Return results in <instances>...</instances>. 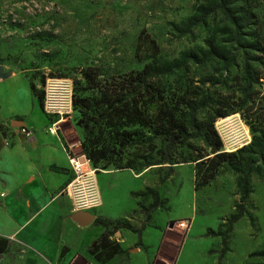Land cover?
<instances>
[{
  "label": "rangeland",
  "instance_id": "obj_1",
  "mask_svg": "<svg viewBox=\"0 0 264 264\" xmlns=\"http://www.w3.org/2000/svg\"><path fill=\"white\" fill-rule=\"evenodd\" d=\"M216 1L0 0V63L16 64L28 86L32 83L36 93H42L41 105L35 98L48 120V132H54L57 122L64 121L56 131L71 145L70 157L78 159L85 174L95 170L91 183H96L97 188L98 176L103 190H98L99 202L90 205L91 208L82 206L80 212L95 218L96 209L112 197L120 208L126 209L125 215L115 219L97 218L107 221L110 229L116 220H127L139 229L145 220L143 211L152 200L150 197L135 199L130 193L154 188L160 199L167 201L162 208L147 210L149 222L161 229L165 238L161 249L149 257L150 264H171L173 250L180 240V258L176 264H218L221 238L208 236L206 231L208 228L217 231L219 225L225 231V222L239 203L237 175L223 165L214 180L195 190V163L145 168L147 159H160L156 148L151 152L146 144L129 148L115 165L105 167L106 162H102L94 166L82 147L86 133L78 125L80 113L73 105V95L82 97L93 93L81 76L82 69L98 73L103 83L127 93L145 63H180L187 52L200 60L208 44H213L233 55L234 61L230 63L235 64L226 65L217 58L202 62L204 65L188 61L185 69L173 75L151 79L144 98L148 113L157 112V105L149 98L154 90L164 92L172 101L183 94L197 99L208 94L211 103L199 110L198 120L203 123L216 113L228 114L214 122L223 144L221 151L235 152L248 145L253 136L264 131V0H229L231 13L240 24L239 36L225 15L214 9ZM201 6L211 11L202 25L188 33L173 28L179 25L178 29H184L181 24L199 13ZM244 63L250 68V83L244 79ZM53 105L57 112H46ZM226 119L229 120L218 123ZM188 143L190 148L174 147L179 157L210 153L203 135L192 137ZM118 164H128L130 168H118ZM250 183L253 192L244 204L246 213L228 233V250L220 264H264V256L258 253L264 248V158H255ZM86 186L85 192L89 188ZM90 187L93 189L94 185ZM65 192L73 211L75 187ZM84 194L88 201V194ZM162 234L149 227L143 239L154 246ZM126 240L129 243L131 238ZM111 248L99 252L96 259L102 264H128L127 253L109 255ZM136 262L141 263L139 257Z\"/></svg>",
  "mask_w": 264,
  "mask_h": 264
},
{
  "label": "trees",
  "instance_id": "obj_2",
  "mask_svg": "<svg viewBox=\"0 0 264 264\" xmlns=\"http://www.w3.org/2000/svg\"><path fill=\"white\" fill-rule=\"evenodd\" d=\"M229 0H217L214 9H219L225 17L230 21L236 29V35H240V24L231 13L228 6ZM211 11L206 7L201 6L199 13L190 16L181 24L184 29H178L179 25H173L175 30L182 33H188L192 28L202 25L208 18ZM210 58H217L226 63L234 61V56L229 55L223 49L219 50L213 44H208V49L204 50L200 60L192 53L187 52L182 55L180 63L162 62V63H145L143 69L139 71L132 83V89L127 88V93H120L116 87H112L103 83L99 79L98 73L90 71V69H82L81 76L86 80L89 88L93 90L91 96L73 95V105L79 108L80 119L78 125L85 131L82 147L87 158L94 166L102 162H106V166L115 165L120 162L121 157L129 148L147 145L150 151H154L160 156V159H147L144 162V167L148 168L156 165L172 166L176 163L193 162L196 165L195 173V190L210 183L219 169L223 165H227L237 175L236 186L239 190V203L236 205L235 212L226 220L225 231L222 232L223 225H219L217 231L208 228L206 234L212 237L221 238V248L218 251V264L224 253L228 250V233L232 226L238 222L246 213L244 204L253 192L250 176L254 172L255 158H264V131L258 136H253L248 145H244L235 152H222V141L214 129V122L219 118H224L228 114L225 112L216 113L210 119L203 123L198 120L200 109L207 108L211 103V98L208 94L201 96L199 99L191 98L183 94L177 97L176 100L168 99L164 92L154 90L149 93L150 102H154L156 107L155 115H149L148 106L145 101V93L148 91V81L154 78L173 75L177 70L185 69L189 64L188 61H199L201 63H192L204 65L202 63ZM244 79L250 83L251 73L248 63L243 65ZM29 89L32 95L38 98L40 105L42 104V93L37 94L35 86L30 83ZM153 100V101H152ZM147 133V134H146ZM203 135L210 147V153L202 154L197 152L195 155L188 153L183 157H179L173 150L174 147L184 145L190 148L188 143L192 137ZM159 141V147H157ZM196 152V149H193ZM118 168H130V165L125 164ZM171 168V167H169ZM171 169H169V173ZM170 175V174H169ZM131 197L138 199L144 197L151 198V204L147 208L148 212L165 206L167 201L161 200L158 191L154 188H147L144 191L131 192ZM140 206V201H137ZM147 210L145 220L141 223L140 228H135L129 221L116 220L112 224L111 229L108 228L107 221L102 219H94L93 225L102 226L104 232L97 239V243L90 248V252L98 255L99 252L111 248L109 255L124 253L125 250L119 245L113 244L109 237L115 234L120 229L128 230L138 236L137 244H140L141 231L146 227V223L150 221ZM9 248L7 239L0 237V254L6 252ZM264 256V248L259 252Z\"/></svg>",
  "mask_w": 264,
  "mask_h": 264
},
{
  "label": "crops",
  "instance_id": "obj_3",
  "mask_svg": "<svg viewBox=\"0 0 264 264\" xmlns=\"http://www.w3.org/2000/svg\"><path fill=\"white\" fill-rule=\"evenodd\" d=\"M15 119L32 131V137L20 134ZM23 121V122H22ZM54 132H48V120L32 95L22 71L16 64L0 63V237L9 242L0 254V264H73L82 257L84 264H102L90 248L104 232L102 226L79 225L73 219L71 200L66 188L74 180L70 165L71 145L58 135L64 121H58ZM98 189L103 191L96 176ZM111 187V184H109ZM115 198L104 200L97 217L115 219L125 215ZM95 217L94 219H96ZM146 223L138 236L120 229L109 237L127 253L128 264H150L165 244L163 234L151 246L143 239ZM92 228H94L92 230ZM96 228V229H95ZM92 232H94L92 234ZM131 238L127 243L126 239ZM173 250L171 264L180 258V247ZM136 246V247H134ZM168 250V249H165ZM182 254V253H181ZM110 262V259L106 261ZM104 264V263H103Z\"/></svg>",
  "mask_w": 264,
  "mask_h": 264
},
{
  "label": "built area",
  "instance_id": "obj_4",
  "mask_svg": "<svg viewBox=\"0 0 264 264\" xmlns=\"http://www.w3.org/2000/svg\"><path fill=\"white\" fill-rule=\"evenodd\" d=\"M53 82H57V81H53ZM57 87H59V86H57ZM47 101H49V97H47ZM46 112L51 113V114L57 112L55 105H53V107L46 108ZM17 129H18L19 133L24 135L25 137H27V138L32 137V132L27 127L19 126ZM69 161H70L71 169L73 170V173H74V180L68 185L66 190H68V192H69V188L71 186L75 187L76 198L73 199L74 201H72V205H73L74 213H77V212L81 211V208H83L82 206H84L86 208H91L90 205H93V204L99 202V198H98V190L99 189L97 188L96 183L95 184L91 183L92 182L91 176H92V174L95 173V170H93V171L91 170L92 174H88V173L85 174L84 172L81 171L80 163H79L77 158L70 157ZM87 163H88V161H87ZM85 183L87 184V186L85 185ZM91 185H94L93 189L90 187ZM85 186L89 187V188H87L86 192L84 191ZM84 193L88 194V197H89L88 201L86 200V195ZM89 202H92V203H89ZM96 205H99V204H96ZM96 205H94V206H96Z\"/></svg>",
  "mask_w": 264,
  "mask_h": 264
},
{
  "label": "water",
  "instance_id": "obj_5",
  "mask_svg": "<svg viewBox=\"0 0 264 264\" xmlns=\"http://www.w3.org/2000/svg\"><path fill=\"white\" fill-rule=\"evenodd\" d=\"M13 126H24L21 125L19 122H14L12 124ZM73 219L76 223H78L79 225H87L91 222H93L94 218L91 214L89 213H85V212H77L73 214ZM170 227H173V224H170ZM84 259L82 257H78L73 261V264H84Z\"/></svg>",
  "mask_w": 264,
  "mask_h": 264
},
{
  "label": "bare ground",
  "instance_id": "obj_6",
  "mask_svg": "<svg viewBox=\"0 0 264 264\" xmlns=\"http://www.w3.org/2000/svg\"><path fill=\"white\" fill-rule=\"evenodd\" d=\"M227 120H229V119H226V120H224V121H220V122H218L219 124H221L222 122H225V121H227ZM233 134V133H232ZM234 139V138H233ZM239 140V139H238ZM249 142V141H248ZM233 148V147H232ZM235 148V147H234ZM83 169V165L81 166V170ZM88 174H92V172H89Z\"/></svg>",
  "mask_w": 264,
  "mask_h": 264
}]
</instances>
